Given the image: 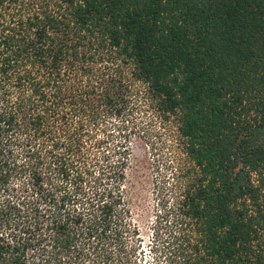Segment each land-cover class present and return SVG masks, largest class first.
I'll return each mask as SVG.
<instances>
[{"label": "trees", "instance_id": "16d2710c", "mask_svg": "<svg viewBox=\"0 0 264 264\" xmlns=\"http://www.w3.org/2000/svg\"><path fill=\"white\" fill-rule=\"evenodd\" d=\"M142 103L189 164L146 249ZM0 264H264V0H0Z\"/></svg>", "mask_w": 264, "mask_h": 264}, {"label": "rangeland", "instance_id": "374dc122", "mask_svg": "<svg viewBox=\"0 0 264 264\" xmlns=\"http://www.w3.org/2000/svg\"><path fill=\"white\" fill-rule=\"evenodd\" d=\"M129 121L126 130L114 133L110 145L121 142L130 148L129 203L146 249L157 203L173 196L189 164L172 120L161 121L152 106L142 103Z\"/></svg>", "mask_w": 264, "mask_h": 264}]
</instances>
